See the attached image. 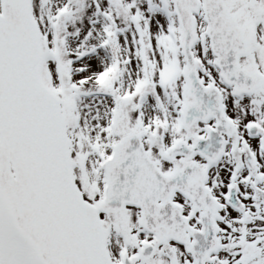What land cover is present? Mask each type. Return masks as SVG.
<instances>
[{"label":"snow or ice","instance_id":"1","mask_svg":"<svg viewBox=\"0 0 264 264\" xmlns=\"http://www.w3.org/2000/svg\"><path fill=\"white\" fill-rule=\"evenodd\" d=\"M0 264H264V0H0Z\"/></svg>","mask_w":264,"mask_h":264}]
</instances>
